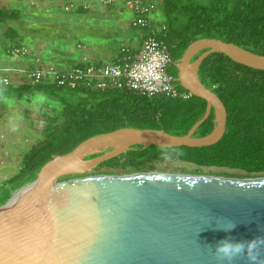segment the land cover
Segmentation results:
<instances>
[{"label": "water", "instance_id": "1", "mask_svg": "<svg viewBox=\"0 0 264 264\" xmlns=\"http://www.w3.org/2000/svg\"><path fill=\"white\" fill-rule=\"evenodd\" d=\"M215 53L264 71V56L232 43H191L177 63L176 79L206 102L203 117L184 136L135 128L96 135L45 164L16 189L15 199L0 203V264H251L253 254L256 264H264V247L230 261L216 250L223 240L247 244L264 238V177L154 172L83 176L134 146L201 148L217 143L225 132L226 110L198 77L202 61ZM211 112L213 130L193 137ZM66 176L80 177L57 182ZM232 225L235 229L227 231Z\"/></svg>", "mask_w": 264, "mask_h": 264}, {"label": "trees", "instance_id": "2", "mask_svg": "<svg viewBox=\"0 0 264 264\" xmlns=\"http://www.w3.org/2000/svg\"><path fill=\"white\" fill-rule=\"evenodd\" d=\"M70 4L66 3L64 7ZM36 5L29 9L0 7L2 37L11 44L24 46L21 36L37 34L35 29L29 30L31 27H21L25 19L29 24L34 23V28L44 30L36 23L48 21L44 13L41 16V11H34L38 8ZM64 7L49 13L53 19L59 20L52 23L59 24V28L51 27L57 36L64 35L61 42L67 44L79 40L83 33V29H79L82 25H77L76 19L72 23L70 16H87L89 9L78 6L65 11ZM160 9L166 26L164 41L176 63L188 46L199 39L232 43L264 56V0H161ZM167 72L177 78L175 66ZM198 77L202 85L221 100L226 110L225 132L217 143L201 148L134 146L132 150L99 164L95 170L141 173L154 163L170 159L198 167L224 168L264 176V71L250 69L215 53L202 61ZM17 86L0 85V92L34 91L57 100L61 110L56 118L61 123L48 122L43 139L22 157L18 172L4 183L14 189L33 180L45 164L71 152L88 138L122 128L154 129L184 136L203 117L206 109V102L194 96L184 101L150 97L125 89L87 91L46 84ZM177 86L184 90L178 83ZM213 127L214 115L211 112L193 137L206 136ZM64 180L66 177L57 182Z\"/></svg>", "mask_w": 264, "mask_h": 264}, {"label": "rangeland", "instance_id": "3", "mask_svg": "<svg viewBox=\"0 0 264 264\" xmlns=\"http://www.w3.org/2000/svg\"><path fill=\"white\" fill-rule=\"evenodd\" d=\"M160 2L161 0L157 1L156 10L152 15V20L157 24L163 22ZM27 3H29V6ZM66 3H72L75 6H88L89 13L87 16L72 17L69 15L71 22L72 20L76 19L77 25L84 24L93 26L94 22L98 20L95 19L93 15L97 13L99 9L107 10L112 7L101 4L100 0H0V7L8 6L19 9H29L30 7H33L34 4H38L36 5L38 8L34 11H41V16L44 13L43 16H45L46 20L48 21L41 24L36 23L37 26L44 28V30H42L34 28L36 27L34 26V23L29 24V21L25 19L23 22L24 26L21 27H31L29 30L35 29L37 34L32 35V37L29 35L21 36V38H23L22 43L24 46L26 45L25 47L28 50V55L23 58L14 55H7L9 47L13 44L2 37L3 31L0 28V62L1 60L7 61V63L11 66V70H39L42 68L47 69L50 66H55L60 69L69 68L70 66L61 62H53L55 60L51 61L52 59L48 57L49 55L51 56V43H54V47L68 52V57H70L73 61L77 60L80 56L86 55L81 57L77 63H79L83 58H86L88 63L109 64V54L111 52L118 48L119 51L121 47H129L130 43H133V41H136L137 43L139 32L129 27V23L132 21L133 15L128 10L124 9L123 0H115L114 4L115 8L119 9L122 7V11H116L115 15L112 17L107 15V18L105 19L107 24H102L106 26L95 27H102L104 29L102 32L104 33L103 36L89 34L87 37H81L79 40H74L67 44L65 41L61 42L62 39L60 35L57 36L55 29L51 27L53 25L54 27L59 28V24H52L58 19H53V15L49 12L54 10H63V7ZM118 19L120 23L116 28L121 30V35H110L109 33L112 32H109V28L113 27L111 22H116ZM127 34L128 36H126ZM40 36L41 38H39ZM129 39L132 41H129ZM78 41L84 45L82 48L77 47ZM39 47L43 48V58L39 56L36 57V59H32V54H35ZM29 64L32 65V67L28 66ZM0 67H4V65L0 64ZM0 70L4 71V68H0ZM21 71L6 72L11 82V87L17 88L18 86L16 82H23L21 81V78L24 74L22 75ZM15 73L18 75L17 78L15 77ZM59 110H61V104L57 100H54L41 93L34 91L18 92L16 90L11 92H0V186L6 183L18 172L22 157L34 145L43 139L44 135L46 134V127L49 126L47 125L48 122L57 125L61 123L56 118V116L59 115ZM144 172L171 175L221 177L231 179H255L264 177L262 174L248 175L245 172L238 170L214 167H198L190 163H184L178 160L170 159H166L159 163H154L150 165L149 170ZM104 173L120 176L130 175L128 173H109L105 170H94L91 173L84 174L83 176L99 175ZM131 174L135 173L133 172ZM75 177L80 176H66V180ZM1 188L0 203L5 202L10 196L16 193V189L12 187L2 185Z\"/></svg>", "mask_w": 264, "mask_h": 264}, {"label": "built area", "instance_id": "4", "mask_svg": "<svg viewBox=\"0 0 264 264\" xmlns=\"http://www.w3.org/2000/svg\"><path fill=\"white\" fill-rule=\"evenodd\" d=\"M158 0H123L124 9L133 15L129 27L141 33L140 48L133 52L129 47H121L116 60L109 64H92L83 58L69 68L50 66L47 69L21 71L23 77L17 85L37 86L54 85L68 90L84 89L102 91L107 89H125L131 92L147 94L150 97L162 96L167 99L189 100L193 95L179 90L177 79L167 71L177 67L168 53L164 41L166 26L156 25L152 15ZM105 6H114L115 0H100ZM74 4L64 7L65 11L77 8ZM84 10L88 6H82ZM159 33V34H158ZM161 33V36H160ZM7 55L25 57V46L13 44ZM8 70H0V85L9 86ZM18 72V71H16Z\"/></svg>", "mask_w": 264, "mask_h": 264}, {"label": "crops", "instance_id": "5", "mask_svg": "<svg viewBox=\"0 0 264 264\" xmlns=\"http://www.w3.org/2000/svg\"><path fill=\"white\" fill-rule=\"evenodd\" d=\"M118 1H122V0H118ZM119 9L118 8H115V6L114 7L112 6V7H110L107 10L106 9L105 10H100L99 9V11H97V13H95L93 15L95 19H98L97 21L94 22V25L93 26H89V25L82 24V27L83 28L82 27L79 28V29H83V33H82L81 37H87L89 34H96V35H99V36H103L104 33H102V32L104 31V29L102 27H99V28H95V27L96 26H106V25H102V24L103 23L104 24H107V21L105 20L107 18V15H109V17H112V16L115 15L116 11H122L123 8L120 7ZM119 23H120L119 19L116 22H114V21L111 22V24H112L113 27L112 28H109V32H112V33H109L110 35H113V36H120L121 35V30L119 28H116V27H118V24ZM156 25H157V23H156ZM93 31H94V33H93ZM126 36H128V34ZM61 37L62 38H65L64 35H61ZM140 38H141V33L139 32L138 33L137 43H136V41L135 42L133 41V43H130V45H129V48H131V50L133 52H135V53L138 52V50L140 48V41H141ZM129 41H132V40L129 39ZM51 46H52L51 47V56L50 55L48 56L50 59H52L51 61L55 60L53 62H58V63L61 62V63L65 64V65L70 66V67L73 66V65H75L79 61V59L81 57L86 56V55L80 56L77 60H74L73 61L70 57H68V52H65V51H63L61 49H58V48L54 47V43H51ZM83 46L84 45L81 44L79 41L77 42V47L78 48H80V47L82 48ZM118 49L114 50L113 52H111L109 54V63H112V62H114L116 60L117 54L119 52ZM43 54H44L43 48L42 47H39L37 49L36 53L35 54H32L31 57H32V59H36V57H39V56L42 57ZM0 64H3L4 65V67H0V68H4V70L6 69V70L11 71V72H16V71L23 70V69L11 70L10 69L11 66L7 63V61H4V60H1ZM28 66H31L32 67V65H30V64ZM27 70H31V69H27ZM23 71H25V70H23ZM15 77L17 78L18 75L16 74ZM17 83L18 82H16V84Z\"/></svg>", "mask_w": 264, "mask_h": 264}, {"label": "clouds", "instance_id": "6", "mask_svg": "<svg viewBox=\"0 0 264 264\" xmlns=\"http://www.w3.org/2000/svg\"><path fill=\"white\" fill-rule=\"evenodd\" d=\"M235 225H232L231 228H228L227 231H232L235 229ZM224 231L225 229H220ZM258 247H264V238H256L255 240L247 242L245 244L241 241H229L223 240L217 244L216 250L221 258L224 260H232L234 257L239 255H248L249 251L255 253ZM249 260L251 264H256L258 259L257 255H249Z\"/></svg>", "mask_w": 264, "mask_h": 264}, {"label": "bare ground", "instance_id": "7", "mask_svg": "<svg viewBox=\"0 0 264 264\" xmlns=\"http://www.w3.org/2000/svg\"><path fill=\"white\" fill-rule=\"evenodd\" d=\"M18 195H19V193H16V194L10 196L11 198L9 197L10 199H9V198H8V199H9V200H11V199H15Z\"/></svg>", "mask_w": 264, "mask_h": 264}, {"label": "flooded vegetation", "instance_id": "8", "mask_svg": "<svg viewBox=\"0 0 264 264\" xmlns=\"http://www.w3.org/2000/svg\"><path fill=\"white\" fill-rule=\"evenodd\" d=\"M174 62H175V61H174ZM175 63H176V62H175ZM177 63H178V62H177ZM177 63H176V65H177ZM176 68H177V67H176ZM99 175H109V174H105V173H104V174H99Z\"/></svg>", "mask_w": 264, "mask_h": 264}]
</instances>
